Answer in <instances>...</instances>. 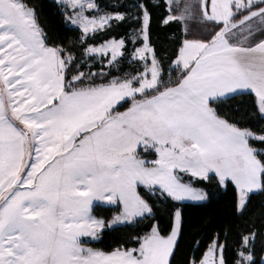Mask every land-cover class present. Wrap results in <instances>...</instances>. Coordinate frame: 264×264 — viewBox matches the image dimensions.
Returning <instances> with one entry per match:
<instances>
[{"label":"snow or ice","instance_id":"1","mask_svg":"<svg viewBox=\"0 0 264 264\" xmlns=\"http://www.w3.org/2000/svg\"><path fill=\"white\" fill-rule=\"evenodd\" d=\"M172 4L58 0L81 32L68 46L25 0H0V264H264L256 223L231 244L193 237L178 259L184 208L209 202L213 182L241 215L264 195V126L225 111L247 96L241 106L264 122V0H195L179 16ZM154 21L183 31L158 45ZM124 60L132 72L103 70ZM104 205L118 209L110 221ZM141 220L109 250L89 246Z\"/></svg>","mask_w":264,"mask_h":264},{"label":"trees","instance_id":"2","mask_svg":"<svg viewBox=\"0 0 264 264\" xmlns=\"http://www.w3.org/2000/svg\"><path fill=\"white\" fill-rule=\"evenodd\" d=\"M29 6H33L40 18V22L46 27V30L50 34H53L57 40V43L61 41L65 45L71 46L72 42L76 41L81 36V32L76 30L75 27L68 25L65 21V17L61 16L59 12L60 8L57 7V3L54 0H25ZM103 5H118V4H129L132 0H100ZM152 2V0H149ZM160 3H165L164 0H158ZM167 9H158L157 15ZM177 15L176 13H174ZM193 25V32H200L199 22H195ZM183 31L181 23H173L171 29H167L157 22H153L152 25V39L158 45L167 46L172 38L173 33H181ZM116 33H122L123 29L118 28L115 30ZM115 34V33H114ZM105 38L103 34L97 36V41ZM79 47H77V54H79ZM87 59V58H85ZM89 65L94 64L96 68L101 67L99 61H88ZM85 71L88 67H85ZM95 70V69H93ZM105 72L111 71L113 75L119 76L124 73H130L134 70L130 65L129 60L122 61L119 65L106 67L103 65ZM247 99V96H237L235 100L227 102L225 111H231V113L237 118H242L243 121L252 127L264 126V122H260L257 117L247 108L246 105L241 106V101ZM129 105H125L120 108V111L125 110ZM239 109V111H237ZM212 192L213 195L209 202H205L199 206L196 204L188 203L184 208L185 216V235L181 242V251L178 259L182 258L185 253L191 255L192 249V238L206 239L209 235L219 233L223 240L225 234L228 236L229 243L231 244L233 238L242 229H246L252 226L253 223L264 225V195H254L251 198V203L248 204L244 214L241 215L233 206V194L231 189L225 191L223 188L217 189L213 182ZM157 208L160 209L161 219L167 223L168 217L165 215L167 205L163 203H157ZM97 213L109 220L114 210L110 207H97ZM148 220H141L132 224L119 226L115 228H105L102 233V237L98 242H93L89 246L99 248L102 250H109L111 247L127 240L129 237L135 236L137 233H141L145 225L148 224ZM231 255L230 252L226 253ZM264 252L259 251L257 247V259L263 257Z\"/></svg>","mask_w":264,"mask_h":264},{"label":"rangeland","instance_id":"3","mask_svg":"<svg viewBox=\"0 0 264 264\" xmlns=\"http://www.w3.org/2000/svg\"><path fill=\"white\" fill-rule=\"evenodd\" d=\"M54 1L58 4V0H54ZM164 1H165V3H167V0H164ZM194 2H195V0H173V4H172L173 14L176 13L177 16H179L182 12H184L185 5H187L189 3H194ZM195 22H197V21L191 20V19L188 21V23L191 24V25L193 23H195ZM180 23H181V25L183 27L184 26V21H180ZM96 61H99V59H97ZM130 65L132 66V68H135V65L132 64L131 62H130ZM105 66L107 67L108 65L105 64ZM108 67H110V66H108ZM188 203L195 204V202H188ZM102 207H110V208H112L114 210V212L112 213L111 218L109 219V221L112 220V218L117 214L118 209L115 206L104 205ZM132 223H135V222H128V223L121 222L119 224L110 226L108 228H115V227L124 226V225L132 224ZM84 239H89V238L85 237Z\"/></svg>","mask_w":264,"mask_h":264},{"label":"crops","instance_id":"4","mask_svg":"<svg viewBox=\"0 0 264 264\" xmlns=\"http://www.w3.org/2000/svg\"><path fill=\"white\" fill-rule=\"evenodd\" d=\"M183 28V27H182ZM263 257H264V255H263Z\"/></svg>","mask_w":264,"mask_h":264}]
</instances>
